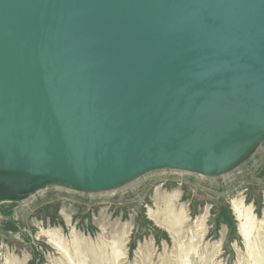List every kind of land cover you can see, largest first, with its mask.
Returning <instances> with one entry per match:
<instances>
[{
  "label": "water",
  "instance_id": "1",
  "mask_svg": "<svg viewBox=\"0 0 264 264\" xmlns=\"http://www.w3.org/2000/svg\"><path fill=\"white\" fill-rule=\"evenodd\" d=\"M262 136L264 0H0V179L210 173Z\"/></svg>",
  "mask_w": 264,
  "mask_h": 264
},
{
  "label": "rangeland",
  "instance_id": "2",
  "mask_svg": "<svg viewBox=\"0 0 264 264\" xmlns=\"http://www.w3.org/2000/svg\"><path fill=\"white\" fill-rule=\"evenodd\" d=\"M0 264H264V136L210 173L158 165L96 189L1 178Z\"/></svg>",
  "mask_w": 264,
  "mask_h": 264
},
{
  "label": "trees",
  "instance_id": "3",
  "mask_svg": "<svg viewBox=\"0 0 264 264\" xmlns=\"http://www.w3.org/2000/svg\"><path fill=\"white\" fill-rule=\"evenodd\" d=\"M223 215H225V213H223ZM223 218H224V216H223ZM225 220V222L227 223V224H229L230 226H231V223H230V221L227 219H224ZM9 231H15V228L14 227H11V228H7Z\"/></svg>",
  "mask_w": 264,
  "mask_h": 264
},
{
  "label": "bare ground",
  "instance_id": "4",
  "mask_svg": "<svg viewBox=\"0 0 264 264\" xmlns=\"http://www.w3.org/2000/svg\"><path fill=\"white\" fill-rule=\"evenodd\" d=\"M237 213H238L239 216H241V214H242V212L239 209H237Z\"/></svg>",
  "mask_w": 264,
  "mask_h": 264
}]
</instances>
